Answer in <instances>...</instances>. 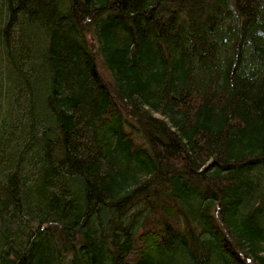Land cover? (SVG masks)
<instances>
[{"label":"trees","instance_id":"1","mask_svg":"<svg viewBox=\"0 0 264 264\" xmlns=\"http://www.w3.org/2000/svg\"><path fill=\"white\" fill-rule=\"evenodd\" d=\"M0 264H264V0H0Z\"/></svg>","mask_w":264,"mask_h":264},{"label":"rangeland","instance_id":"2","mask_svg":"<svg viewBox=\"0 0 264 264\" xmlns=\"http://www.w3.org/2000/svg\"><path fill=\"white\" fill-rule=\"evenodd\" d=\"M102 72H103L104 77H105L106 79H108V80L111 79V75H110V73L106 70V68H105L104 66H102Z\"/></svg>","mask_w":264,"mask_h":264},{"label":"water","instance_id":"3","mask_svg":"<svg viewBox=\"0 0 264 264\" xmlns=\"http://www.w3.org/2000/svg\"><path fill=\"white\" fill-rule=\"evenodd\" d=\"M43 226V225H42Z\"/></svg>","mask_w":264,"mask_h":264}]
</instances>
